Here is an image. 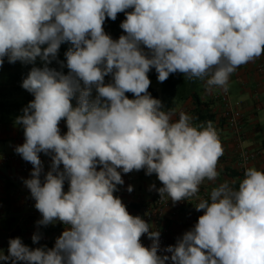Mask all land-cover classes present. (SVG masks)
<instances>
[{
	"label": "clouds",
	"instance_id": "clouds-1",
	"mask_svg": "<svg viewBox=\"0 0 264 264\" xmlns=\"http://www.w3.org/2000/svg\"><path fill=\"white\" fill-rule=\"evenodd\" d=\"M121 12L126 34L113 40L103 24ZM65 41L72 44L66 52L68 75L47 66ZM262 54L264 0H0V66L4 57L9 63H34L37 57L45 62L22 82L34 95L16 121L24 127L25 142L15 151L33 165L25 184L42 214L39 224L58 219L69 226L51 249H30L19 237L10 239L9 255L0 252V260L264 264V171L248 167L238 188L224 182L212 188L209 199L199 198L200 185L219 175L218 133L211 121L194 126L184 112L173 121V113L163 111L147 91L153 68L161 83L179 72L189 79L210 76L209 89L226 90L231 74ZM109 74L113 82L105 84ZM129 92L134 99L125 95ZM62 119L65 135L58 127ZM42 152L54 154L43 183ZM117 169L157 174L162 199L199 200L196 210L204 214L167 247L170 258L157 255L159 232H150L149 224L130 215L113 195L124 183ZM146 233L150 248L140 242ZM40 238L34 234L32 240Z\"/></svg>",
	"mask_w": 264,
	"mask_h": 264
},
{
	"label": "crops",
	"instance_id": "crops-1",
	"mask_svg": "<svg viewBox=\"0 0 264 264\" xmlns=\"http://www.w3.org/2000/svg\"><path fill=\"white\" fill-rule=\"evenodd\" d=\"M260 62L264 63V54L252 62L239 66L229 78L226 91L229 93L230 102L238 103L244 114L239 137L225 123L221 125L217 122L223 114V106L217 95L219 91L225 89L220 87L209 89L207 84L203 83L199 96L202 100H212V112L216 118L213 127L222 144L223 155L219 158L217 165L218 177L215 181L205 180L200 185L198 196L204 192L210 195L212 188L224 182H229L238 188L244 178L236 157L239 148L260 153L255 160L247 164L246 169L254 166L262 171L264 167V74H259L255 70ZM206 77L210 78V76ZM192 108V103L186 101L173 110L165 111H171L172 119L176 121L179 119L180 112L192 117ZM58 127L61 135L67 133L66 120L60 121ZM24 141L22 124H0V154L14 152L16 147ZM52 155L54 154L39 153L43 168L40 176L42 183L45 174L51 170ZM101 167L97 165V171ZM60 170H63L62 164ZM32 171L33 165L27 172H22L18 161L7 163L0 159V252L5 256L9 255L10 239L19 237L30 249L38 247L51 249L55 246L56 239L69 227L58 219L47 225L38 223L42 220V214L35 208L36 201L25 184V181L31 178ZM117 171L121 173L124 183L116 186L117 190L113 195L121 199L130 215L143 218L144 209L156 196L159 181L157 174L147 175L146 169L133 170L126 174L122 169ZM129 186H132L131 192L128 191ZM68 190L69 182L65 180L63 191L67 193ZM164 199L163 217L156 222L152 221L151 224L165 232L166 239L177 244L184 233L195 227L198 218L204 214V210H196V205L199 203L196 197L175 203L167 196ZM34 234H39L41 237L37 243L32 240ZM0 264H12V262L0 260ZM17 264H26V262L17 261Z\"/></svg>",
	"mask_w": 264,
	"mask_h": 264
},
{
	"label": "trees",
	"instance_id": "trees-1",
	"mask_svg": "<svg viewBox=\"0 0 264 264\" xmlns=\"http://www.w3.org/2000/svg\"><path fill=\"white\" fill-rule=\"evenodd\" d=\"M133 9H127L126 12H131ZM126 19L125 12L117 14V18L113 21L110 18L105 19L103 29L113 40H118L121 35H125L120 27L121 23ZM45 47V46H42ZM144 47V46H142ZM72 48L69 41L61 43L57 56L47 66L54 69L63 75H68L70 70L67 67L66 52ZM145 51L147 49L145 48ZM45 62L37 57L34 63H23L16 61L9 63L8 58L4 57V63L0 66V124L1 125H18L17 118L23 115V109L27 107L29 102L34 100V95L22 87L23 80L27 77L33 67L43 68ZM151 83L148 88V93L162 103V110H173L186 101H190L192 108V121L194 126L205 124L211 121L214 125L216 120L212 112V100H202L199 96L204 78L193 77L189 79L183 73L170 74L164 82H159L157 79L158 73L155 69H151L147 74ZM82 82V81H81ZM80 82V83H81ZM105 84L112 83L113 77L111 74L105 76ZM129 99H134V94L125 93ZM78 96V93H77ZM73 107L77 106V99L74 97L71 100ZM66 119H62L64 121ZM217 122L224 124L223 116L219 117ZM226 124V123H225ZM264 171V167L262 169ZM240 175V174H239Z\"/></svg>",
	"mask_w": 264,
	"mask_h": 264
},
{
	"label": "built area",
	"instance_id": "built-area-1",
	"mask_svg": "<svg viewBox=\"0 0 264 264\" xmlns=\"http://www.w3.org/2000/svg\"><path fill=\"white\" fill-rule=\"evenodd\" d=\"M256 72L259 74H264V63L260 62L256 65L255 68ZM208 77L204 79V82L206 83ZM207 84V83H206ZM217 98L221 102L223 106V114L222 116L225 119V123L227 127H229L232 132L239 137L240 135V130H241V121L243 119V112L239 108L238 103L232 104L230 102L229 98V93L226 90H221L219 91ZM25 142V141H24ZM23 142V143H24ZM22 143V144H23ZM21 144V145H22ZM260 153L258 151H250L245 148H239L236 157L237 161L239 164L240 172L242 176H244L247 164L253 160H255ZM0 159L3 162H19V167L22 172H27L32 164L30 162L25 161L20 154H18L15 150L12 153H5V154H0ZM163 187V184L158 181V185L156 188V196L154 197L153 201L144 209V215H143V220L149 224V231H157L159 232V247L157 251V255L163 257V256H168L169 258L171 257L172 253L167 252L166 249L168 246H175L176 243L169 241L165 237V232H162L158 230L157 228L154 227V225L151 224V222H156L160 218L163 217L164 214V204H165V199L161 198L158 189ZM199 197L201 199H209L210 195L207 192L199 194ZM30 206V205H29ZM132 216H138V215H132ZM140 242L143 246L150 248L153 244V241L149 239L148 234H144L140 238ZM165 264H173L171 259L167 260Z\"/></svg>",
	"mask_w": 264,
	"mask_h": 264
},
{
	"label": "rangeland",
	"instance_id": "rangeland-1",
	"mask_svg": "<svg viewBox=\"0 0 264 264\" xmlns=\"http://www.w3.org/2000/svg\"><path fill=\"white\" fill-rule=\"evenodd\" d=\"M81 87H83V83L81 82ZM98 95V93L96 92L95 87L92 88V92H91V98H95Z\"/></svg>",
	"mask_w": 264,
	"mask_h": 264
}]
</instances>
